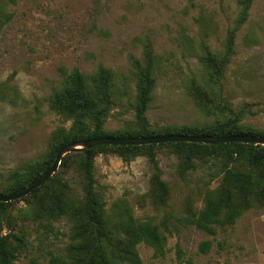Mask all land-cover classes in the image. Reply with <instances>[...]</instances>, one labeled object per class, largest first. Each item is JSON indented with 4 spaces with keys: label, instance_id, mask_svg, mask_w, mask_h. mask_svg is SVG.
<instances>
[{
    "label": "rangeland",
    "instance_id": "rangeland-1",
    "mask_svg": "<svg viewBox=\"0 0 264 264\" xmlns=\"http://www.w3.org/2000/svg\"><path fill=\"white\" fill-rule=\"evenodd\" d=\"M0 3L10 15L0 29V179L44 155L54 131L70 127L71 121L51 110L49 98L75 68L88 75L101 66L113 70L116 95L105 123L109 132L133 122L138 71L150 58L157 75L147 111L153 126L214 123L225 118L217 106L224 97L234 111L248 106L254 114L243 122L264 131V0L252 1L216 81L203 58L212 54L220 59L227 53L241 12L238 0ZM195 88L214 98L215 103L208 101L211 108L198 107ZM158 159L172 192L169 204L160 208L149 195L152 164L147 156L124 162L109 151L95 159L94 173L107 207L130 208L138 218L159 223L167 235L163 254L147 243L139 245L144 264H264V208L250 209L215 235L186 226L178 221L185 216V202L203 207L206 190L220 184V166L211 161L182 174L172 146L159 147ZM59 178L80 188L74 168ZM10 207L12 220L18 222L15 229L26 232L27 246L17 264H47L52 253H64L71 227L67 220L34 222L24 216L27 203L19 200ZM205 240L212 242L207 253L200 250Z\"/></svg>",
    "mask_w": 264,
    "mask_h": 264
},
{
    "label": "trees",
    "instance_id": "trees-1",
    "mask_svg": "<svg viewBox=\"0 0 264 264\" xmlns=\"http://www.w3.org/2000/svg\"><path fill=\"white\" fill-rule=\"evenodd\" d=\"M252 1L238 0L241 12L237 27L229 36L227 53L220 59L212 54L203 58L208 73L215 81L224 73V67L234 51L235 30L247 21ZM9 17L10 15H5L0 3V29L8 22ZM156 84V67L150 58L138 71L133 122L125 130L109 132L105 129V123L116 95L113 70L101 66L94 74L88 75L78 68L73 69L65 77L62 86L55 89L49 98L51 110L71 121L70 127L54 131L49 150L44 155L29 161L22 168H15L1 178L0 196L15 193L36 180L52 165L64 146L89 138L168 134L264 136L263 130L253 129L243 122L246 116L254 114L248 106L234 111L224 97L219 98L217 106L225 113V118L217 119L214 123L153 126L147 111L154 101ZM195 90L198 107L202 110L211 108L212 104L208 101L215 103L214 98L212 100L205 90ZM161 146L174 148V153L180 159L179 171L182 174L211 161L220 166V184L206 190L204 205L200 209L191 200H187L185 216L179 218V222L215 235L219 227L235 225L250 209L264 208V145L232 142L97 145L63 157L56 174L29 195L19 199L28 205L24 216L29 220L45 221L50 225L65 219L71 226L69 243L64 253H52L47 264H144L138 248L141 243L153 246L157 255L164 253L167 235L162 226L152 219L138 218L130 208H108L94 173L95 159L100 153L114 152L124 162L147 156L152 164L149 195L155 207H164L169 204L172 192L158 162V149ZM70 168H74L80 176L79 189L59 178L60 174L66 173ZM19 200L0 203V264H17L27 246L25 229L21 227L17 231L15 226L18 222H14L10 216V206ZM211 244V240L203 241L200 250L207 253Z\"/></svg>",
    "mask_w": 264,
    "mask_h": 264
},
{
    "label": "water",
    "instance_id": "water-1",
    "mask_svg": "<svg viewBox=\"0 0 264 264\" xmlns=\"http://www.w3.org/2000/svg\"><path fill=\"white\" fill-rule=\"evenodd\" d=\"M203 143V144H220V143H247L264 145V136L261 135H221V136H204V135H160L151 137H124L114 138L113 136L94 137L86 140L73 142L64 146L55 157L52 165L36 180L23 189L10 195L0 196V203H9L14 200L22 199L29 195L33 190L40 187L51 176L58 171L63 157L73 152H80L85 149L92 148L97 145H114V146H130V145H148L160 143Z\"/></svg>",
    "mask_w": 264,
    "mask_h": 264
}]
</instances>
